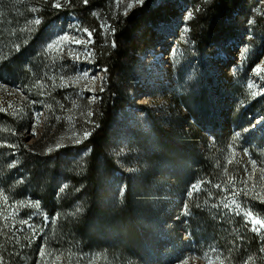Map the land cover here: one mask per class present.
I'll use <instances>...</instances> for the list:
<instances>
[{
  "label": "rangeland",
  "instance_id": "1",
  "mask_svg": "<svg viewBox=\"0 0 264 264\" xmlns=\"http://www.w3.org/2000/svg\"><path fill=\"white\" fill-rule=\"evenodd\" d=\"M215 1L0 0V112L8 116L0 120V264H31L28 240L45 227L35 220L48 193L27 163L37 154L28 147L51 117L61 127L41 141L45 155L88 138L91 131L77 135L76 119L83 110L91 118L89 102L109 88L116 33L141 8L113 78L112 91L119 87L121 96L107 145L116 168L106 182L111 203L130 192L137 240L128 248L126 232L107 227L91 248L70 241L63 254L43 248L41 236L34 264H227L218 234L199 213L224 223V215L264 201V0H238L222 16L211 12ZM69 4L68 15L61 14ZM41 14L49 21L44 28ZM203 16L208 35L196 38ZM21 53L29 73L13 67L11 75L8 66ZM212 135L225 141L211 151L224 162L218 179L196 167L211 153ZM56 181L66 188L67 180ZM247 214L253 230L264 232V219ZM8 247L14 250L5 262Z\"/></svg>",
  "mask_w": 264,
  "mask_h": 264
},
{
  "label": "trees",
  "instance_id": "2",
  "mask_svg": "<svg viewBox=\"0 0 264 264\" xmlns=\"http://www.w3.org/2000/svg\"><path fill=\"white\" fill-rule=\"evenodd\" d=\"M237 3L238 0H217L213 3L211 12H214L217 16H222L223 13L234 10ZM71 7V4H69L66 11H63L61 14L68 15V10ZM144 10V8L138 9L127 17L125 25L122 29L119 28L116 33V43L118 46L116 58L114 65H107L110 70V85L106 91L100 94V100L89 102L94 110L92 117L89 118L87 116L88 112L83 110L76 119L77 135L80 136L84 132L91 131L88 138L84 139V142L80 146H74V148L67 147L50 155H45L40 146L41 141L50 142L58 134L61 127L58 126L55 118L51 117L43 124V137L36 141L35 145L27 146L29 149H36L37 151L35 156H27V163L30 166H34L33 176L37 177L39 184L46 187V192L48 193L42 198L44 208L40 215L41 218L35 220L39 224L45 225L44 229L41 230L43 233L36 240L32 238H30L32 240H28V242L33 241L31 242V246L27 247L29 249L28 257L32 259L31 264L37 262L39 248L35 246L38 245L41 236H43L45 245L43 248H49L63 254L65 253V244L70 241L79 242L86 249L91 248L94 239H96L99 233H102L101 230L103 228L107 227L112 230L125 231L126 240L124 241V245L128 248L137 240L136 235L138 232L135 230L134 221L136 214L129 196L130 192H127L122 202L113 200L111 203L109 200L111 196L109 198L110 193L108 195L106 182L113 175L116 166L113 157L107 153V145L109 142L110 124L115 120L116 110L120 104L119 99L115 96L116 94L121 96L119 87L118 89L116 88V94L112 90L113 87L115 89V84H117L113 78L116 77L121 69L124 58L121 42L122 40L132 41V31L141 19L140 15L145 12ZM41 15L44 21L39 24V28H44L49 21L45 14ZM172 15L177 16L175 12ZM58 17L60 15L56 18ZM202 19V23L200 22L197 26L194 25L193 33L196 38L199 34L205 33V37L207 34L204 27L208 25L209 16L206 18L203 16ZM141 35L143 36V31ZM229 37L228 35L225 44L232 40L233 34ZM25 54L22 56L21 53L14 57V64L8 66V71L11 75H15L13 67H18L22 75H28L29 72L25 71L22 67V59ZM85 100L87 99L85 98ZM4 118H8V116L0 112V120ZM212 136L215 144H213V147L210 145L209 148H211L206 150V153L207 151H213L218 144H225V141L219 136ZM75 149L85 150L87 152L86 157L83 155L85 158H79L78 155L80 154H75L73 151ZM214 153L206 154L208 156H204V159L196 167L201 170V174H205L206 170L208 172L210 170L213 178L218 179L224 171V162L218 159V157L214 159V155H212ZM212 162L214 164L218 163L215 169L211 167ZM60 176L68 181L66 188L63 190L58 189L59 185L56 181ZM108 201L111 203L109 207H107L110 204ZM244 203L247 204L246 202ZM251 203L248 208L243 206L241 210L234 212L233 215H224V223L216 220V217L212 218L204 211L199 213L201 222L211 231L218 234L222 247L226 251L227 264H249L252 257L255 259V264H264V232L256 233L253 230L249 214H247L248 212H252L264 219V201L262 203L252 201ZM23 217L25 215H22ZM54 220L55 225L53 226ZM25 233L34 238V234L28 228ZM11 250L14 249L8 247V251L7 249L3 250L1 256L5 262H7V256L11 253Z\"/></svg>",
  "mask_w": 264,
  "mask_h": 264
},
{
  "label": "snow or ice",
  "instance_id": "3",
  "mask_svg": "<svg viewBox=\"0 0 264 264\" xmlns=\"http://www.w3.org/2000/svg\"><path fill=\"white\" fill-rule=\"evenodd\" d=\"M140 2L142 3L143 2V0H140ZM85 3H87V0H85ZM56 7H60V5L59 4H57V5H55ZM37 24H39V20H36L35 21ZM91 34L89 33V36H90ZM62 39H64V40H67L68 39V37L67 36H63L62 37ZM81 41L80 40H76V43L77 44H79ZM56 44H59L60 43V40L59 39H57L56 40V42H55ZM52 47H55V44H53V45H51ZM257 223H260L259 221H257Z\"/></svg>",
  "mask_w": 264,
  "mask_h": 264
}]
</instances>
